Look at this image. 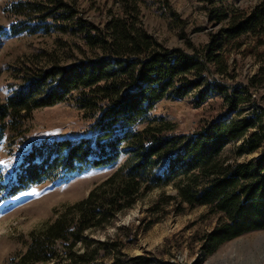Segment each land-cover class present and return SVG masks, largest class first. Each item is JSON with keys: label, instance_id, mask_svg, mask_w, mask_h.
<instances>
[{"label": "trees", "instance_id": "trees-1", "mask_svg": "<svg viewBox=\"0 0 264 264\" xmlns=\"http://www.w3.org/2000/svg\"><path fill=\"white\" fill-rule=\"evenodd\" d=\"M208 1L218 3L207 18L219 26L190 51L154 39L139 23V0H118L119 9L102 26L67 0H7L2 5L10 21L6 27L0 24V41L54 29L77 37L93 54L28 72L0 101V140L5 129L18 131L33 109L56 102H71L91 119L74 136L32 141L11 178L3 181L0 173V193L13 195L47 179L122 159L85 196L29 229L24 248L9 255L7 264H173L144 253L123 261L119 242L88 233L130 207L141 193L166 184L176 187L167 199L206 204L221 214L199 237L204 256L235 235L264 228V105L254 94L264 88V0L249 8ZM233 53L255 56L257 68L244 81L235 80L229 67ZM201 84L198 103L219 96L224 111L237 114H219L188 133L174 131L167 120L153 122L150 110L159 98L180 97ZM235 141L234 157L224 159L222 149ZM255 151L258 155L239 159Z\"/></svg>", "mask_w": 264, "mask_h": 264}, {"label": "rangeland", "instance_id": "rangeland-1", "mask_svg": "<svg viewBox=\"0 0 264 264\" xmlns=\"http://www.w3.org/2000/svg\"><path fill=\"white\" fill-rule=\"evenodd\" d=\"M78 12L99 26L119 9L118 0H67ZM216 1V0H214ZM7 0H0V24L6 27L10 17L2 11ZM256 0H223L224 5L249 8ZM217 2L208 0H139V23L162 44L179 46L188 51L207 41L208 34L219 24L209 21L207 11ZM250 41V39H247ZM93 54V50L77 37L52 29L8 35L0 41V101L24 82L28 72L53 64L67 65ZM234 58V59H233ZM229 67L234 79L244 81L257 68L252 53H233ZM213 74V76H215ZM230 82V79L226 78ZM201 86L189 88L183 96L159 98L150 110L152 117L167 120L174 131L188 133L204 120L226 113L219 96H209L198 103ZM256 99L264 105V88L254 90ZM90 118L71 102H56L32 110L18 131L5 129L0 140V173L3 181L11 178L13 167L28 145L43 136H74L84 132ZM142 124H140L141 126ZM238 141L227 144L221 151L224 159L234 157ZM258 155V151L239 157ZM122 161L113 166L89 167L69 176L47 179L21 189L13 195L0 193V264H7L9 255L22 250L27 232L66 203L85 196L89 188L107 176ZM172 184L152 187L141 193L134 203L101 227L88 233L95 238H109L120 243L119 257L125 261L133 254L152 255L173 264H264V228L253 229L223 241L213 252L203 255L200 235L213 227L221 214L208 206H189L186 202L167 199L174 194ZM160 196H162L160 198ZM160 198V200H159ZM167 199V202L164 200ZM155 201H159L155 206ZM105 258L109 259L110 256Z\"/></svg>", "mask_w": 264, "mask_h": 264}]
</instances>
